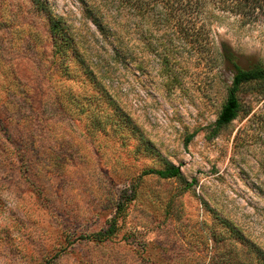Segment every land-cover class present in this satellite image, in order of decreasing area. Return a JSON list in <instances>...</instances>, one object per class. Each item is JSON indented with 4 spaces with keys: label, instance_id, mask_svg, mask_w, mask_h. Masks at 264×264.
Segmentation results:
<instances>
[{
    "label": "rangeland",
    "instance_id": "374dc122",
    "mask_svg": "<svg viewBox=\"0 0 264 264\" xmlns=\"http://www.w3.org/2000/svg\"><path fill=\"white\" fill-rule=\"evenodd\" d=\"M85 1L99 4L108 35L83 0L47 3L72 24L129 119L107 105L72 106V96L105 99L64 77L30 0H0V264H256L264 95L244 86L239 116L215 129L234 77L216 45L227 41L246 67L264 64V24L244 26L211 6L220 20L209 19L211 32L193 42L174 22L117 14L114 0ZM167 163L183 178L142 174ZM123 201L115 234L94 239Z\"/></svg>",
    "mask_w": 264,
    "mask_h": 264
},
{
    "label": "trees",
    "instance_id": "16d2710c",
    "mask_svg": "<svg viewBox=\"0 0 264 264\" xmlns=\"http://www.w3.org/2000/svg\"><path fill=\"white\" fill-rule=\"evenodd\" d=\"M30 2L33 9L44 15L48 22L53 58L58 59L59 69L64 77L66 79H78L83 84V89H86L87 85H91V89L105 99L104 103H99L98 100L94 101L88 96H84V98L72 96V106L86 112L85 108L96 107L101 110L104 105H107L114 110L118 117L129 119L119 104L111 98L101 78L99 79L97 73L92 69L94 63L90 64L84 53L80 51L78 36L72 24L68 23L63 16L54 14L47 0H30ZM114 3H117L115 9L117 14L123 13L125 16L133 18L158 17L160 20H164L166 24L174 22L175 28L180 33L189 36L188 39L193 40V42L197 41L194 38L211 32L212 23L207 22L209 19L220 20V15L211 10V6L215 7L218 13L235 15L244 26L264 24V0H114ZM98 5L96 2L90 3L83 0L85 13L105 36L110 30L103 23L104 15L101 14ZM216 47L221 58L234 72L233 81L228 87L226 101L217 122L214 124L218 131L230 125L243 110L241 93L244 86H253L264 95V64L254 63L249 64L248 67L244 66L241 55L227 41L222 40ZM114 52L119 60L126 62V57L122 55L119 45L114 46ZM71 64L74 65V71L70 68ZM82 76L83 78H77ZM83 99L88 100V102H83ZM62 109L75 111L68 106H63ZM142 174L144 176L154 174L162 180L183 178L181 169L169 163L164 168L145 169ZM191 186L192 184L187 185V187ZM125 202L127 201L118 202L117 213L112 221V226L106 232L96 234L94 239L101 242L115 234L116 221L125 211ZM241 239L246 242L242 237ZM247 241L250 244L249 248H252L251 244L256 247L251 241ZM255 253V263L264 264V251L258 250Z\"/></svg>",
    "mask_w": 264,
    "mask_h": 264
}]
</instances>
